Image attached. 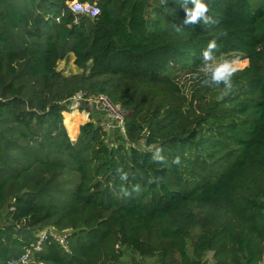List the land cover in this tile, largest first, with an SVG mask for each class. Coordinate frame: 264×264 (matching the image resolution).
<instances>
[{
  "label": "trees",
  "instance_id": "1",
  "mask_svg": "<svg viewBox=\"0 0 264 264\" xmlns=\"http://www.w3.org/2000/svg\"><path fill=\"white\" fill-rule=\"evenodd\" d=\"M73 1L0 0V264H261L264 0H204L218 22L191 26L177 0H79L93 18ZM218 36V56L249 61L227 95L198 73ZM71 53L82 71L65 75ZM78 92L120 103L128 140L92 120L76 138ZM50 228L68 251L33 248Z\"/></svg>",
  "mask_w": 264,
  "mask_h": 264
},
{
  "label": "built area",
  "instance_id": "2",
  "mask_svg": "<svg viewBox=\"0 0 264 264\" xmlns=\"http://www.w3.org/2000/svg\"><path fill=\"white\" fill-rule=\"evenodd\" d=\"M70 8L77 14L86 15L91 18L97 16L101 12V8L96 2L91 3L74 0L70 3ZM65 104L70 110L89 107L93 109L94 113H98L100 125H102L107 132V142L109 145H116V142L120 140L124 142L128 140L126 130L127 111L120 103L113 102L107 95H93L86 94L85 92H78L73 97H70ZM143 143L142 141L139 145L143 146ZM67 238L66 232L50 228L39 234V238L33 248L35 250H41L44 243L52 239L59 242L65 250L68 251ZM31 252L32 249H27L20 257L19 261L26 262Z\"/></svg>",
  "mask_w": 264,
  "mask_h": 264
},
{
  "label": "clouds",
  "instance_id": "3",
  "mask_svg": "<svg viewBox=\"0 0 264 264\" xmlns=\"http://www.w3.org/2000/svg\"><path fill=\"white\" fill-rule=\"evenodd\" d=\"M178 3L185 10V18L183 20L184 26H191L195 24L203 25H214L218 21L209 15L210 7L204 2V0H191L194 5L189 8V0H177ZM180 31V28H177ZM220 35H226L221 33ZM218 39L214 38L210 40L207 46L202 50V61L200 70L206 75L211 74V80L216 85H224L227 91H222L221 95H227L233 90V78L236 76L237 72L240 70V65L242 63L239 56L224 57L218 56L217 53L220 51V45L218 44ZM176 163H179V158L176 159Z\"/></svg>",
  "mask_w": 264,
  "mask_h": 264
},
{
  "label": "rangeland",
  "instance_id": "4",
  "mask_svg": "<svg viewBox=\"0 0 264 264\" xmlns=\"http://www.w3.org/2000/svg\"><path fill=\"white\" fill-rule=\"evenodd\" d=\"M260 1H262V0H256V2H260ZM222 58H223V56H222ZM241 61H242V63L240 65V69L247 66L248 62H249L248 59H245V58H243V59L241 58ZM58 70L62 71L65 75H71V74L78 73V72L82 71L78 66H76L74 64V54H72V53L69 54L65 60H61L58 62ZM198 73H204V72L199 70ZM194 75L195 74L186 73L184 71L179 72L178 77H177L178 82H179L180 86H182L184 91H188L191 88L192 79H193ZM77 110L80 113H86L87 114V119L83 123L79 124V126H81L82 124H84L90 120L96 121L97 124H100L99 119H98L99 117L97 114L94 113L93 109H90L89 107H87V108L82 107V108H78ZM70 111H72V110H70ZM70 111H68V112H70ZM62 179H63L64 187L66 189H70L75 185L76 180H77V176H76L75 172L67 170V171H65ZM130 255L131 254H129V257H130ZM177 259L179 260L180 257L177 256ZM143 261H144V263L146 262L147 264H159L158 261L156 260V258H153V257L150 258L149 257V258L143 259L140 256H135L131 264H140V262L142 263ZM261 264H264V261Z\"/></svg>",
  "mask_w": 264,
  "mask_h": 264
},
{
  "label": "crops",
  "instance_id": "5",
  "mask_svg": "<svg viewBox=\"0 0 264 264\" xmlns=\"http://www.w3.org/2000/svg\"><path fill=\"white\" fill-rule=\"evenodd\" d=\"M95 114H97V115H98V113H95ZM79 132H80V126H79V128H78V133L76 134V138H77V136H78Z\"/></svg>",
  "mask_w": 264,
  "mask_h": 264
}]
</instances>
